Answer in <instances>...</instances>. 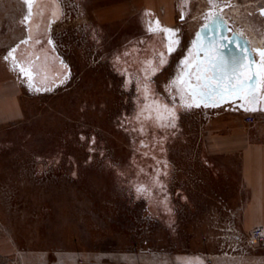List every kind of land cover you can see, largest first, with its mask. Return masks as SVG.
Segmentation results:
<instances>
[{
  "label": "rangeland",
  "instance_id": "rangeland-1",
  "mask_svg": "<svg viewBox=\"0 0 264 264\" xmlns=\"http://www.w3.org/2000/svg\"><path fill=\"white\" fill-rule=\"evenodd\" d=\"M52 1L50 67L29 47L13 58L29 8L0 0V79L20 100L0 123V264H264L237 178L205 147L235 97L185 108L172 84H195L199 48L223 37L258 67L264 0Z\"/></svg>",
  "mask_w": 264,
  "mask_h": 264
},
{
  "label": "crops",
  "instance_id": "crops-1",
  "mask_svg": "<svg viewBox=\"0 0 264 264\" xmlns=\"http://www.w3.org/2000/svg\"><path fill=\"white\" fill-rule=\"evenodd\" d=\"M153 11L156 13V9ZM1 80L0 123L17 117L20 103L17 93L7 90ZM254 114V123L246 121L247 112L242 110L213 118L207 125L205 139L211 163L239 182L245 229L264 228V111Z\"/></svg>",
  "mask_w": 264,
  "mask_h": 264
},
{
  "label": "snow or ice",
  "instance_id": "snow-or-ice-1",
  "mask_svg": "<svg viewBox=\"0 0 264 264\" xmlns=\"http://www.w3.org/2000/svg\"><path fill=\"white\" fill-rule=\"evenodd\" d=\"M25 4L29 8V15L25 18L27 21L31 16V6L33 0H24ZM212 17H209V24L211 23ZM157 27H152L150 25V31H156L159 22H156ZM205 27H209L208 24ZM164 31L169 33V51H173L174 48L172 45L178 44V40H172L171 37L175 35L174 30L164 29ZM223 39L227 40V37ZM199 44V34L197 41L194 42V47ZM227 47L225 44H220L215 49V55L213 57H208V50L200 47V51L205 52V56L208 57V66L201 68L197 67V74L195 75L196 83L193 84L190 80L185 81L183 78H178L177 80L172 81L173 85H183L180 87L181 99H183L185 92L187 91L192 97V103L184 102L185 108L200 107L201 105L208 106L206 103L208 100L213 99L214 95H219L221 100L228 97H240L247 100L248 97H251L253 101L256 99V93L259 90L261 80L260 77L264 76V51L260 52L261 55V64L257 67L255 62L250 60L247 55H242L239 58L233 56L231 61L222 54H219V49ZM237 47L240 46L237 44ZM212 48V45H209V49ZM247 52V49L243 50ZM12 56L10 52L5 59H8ZM161 63H164L162 60ZM187 64V60L184 61ZM203 64V61H201ZM21 71L24 75L31 78V73L23 68ZM212 71L213 75L209 76L207 73ZM250 73V74H249ZM254 77L256 79H254ZM39 91L40 89H35ZM48 90V89H45ZM215 106V105H213ZM242 107L244 105H241ZM166 108V106H164ZM246 111H255L256 108H245ZM171 112V110H169ZM174 115V113H172ZM142 190V189H141Z\"/></svg>",
  "mask_w": 264,
  "mask_h": 264
},
{
  "label": "flooded vegetation",
  "instance_id": "flooded-vegetation-1",
  "mask_svg": "<svg viewBox=\"0 0 264 264\" xmlns=\"http://www.w3.org/2000/svg\"><path fill=\"white\" fill-rule=\"evenodd\" d=\"M53 8L54 4L52 0H35L34 4L31 6L30 19L25 22L27 36L17 41L13 47L16 50L13 58L20 59L21 49L23 47H29L31 49L29 58H32V60L37 62L46 60L45 64L50 67L55 65V61L59 64L64 63L61 54H59L54 45V40L51 35L50 23L51 20L54 19L52 16L54 11ZM28 15H26L25 18L28 17ZM154 18L156 19V17ZM155 19L152 24L153 27H157L155 26L157 19L156 21ZM158 32H160V30ZM118 52L119 50L116 48L114 50L115 56ZM121 54L124 55L123 51H121ZM32 55L35 56L31 57Z\"/></svg>",
  "mask_w": 264,
  "mask_h": 264
},
{
  "label": "water",
  "instance_id": "water-1",
  "mask_svg": "<svg viewBox=\"0 0 264 264\" xmlns=\"http://www.w3.org/2000/svg\"><path fill=\"white\" fill-rule=\"evenodd\" d=\"M223 38L218 39L215 46L212 47L213 49H212L210 55H208V57H213L215 55V49L218 47V45L225 44V45H227V47L220 48L219 54H222L225 57H227L229 59V61H231L233 56L239 58L242 55H247L250 60L255 62L250 51L242 44V42L240 40H236V39L231 38V37H227L228 38L227 40H225ZM237 44L240 46L239 48L237 47ZM244 49H247V52H244L243 51ZM208 57H206L207 60H208ZM259 64H260V58H259ZM255 65H256V62H255ZM209 72H210L209 76H212L213 75L212 71H209ZM261 78L264 79V76H262ZM254 79H256V78L254 77ZM262 84H263V82H261L260 86H262ZM260 88L261 87H259L258 92L255 94L256 95L255 101H253L251 97H248L247 100L242 99L240 97H235L232 110H234V111L242 110L245 112L264 111V89H260ZM241 105H244V106L242 107ZM253 107L256 108L257 110H255V111H250V110L246 111L245 110V108H253Z\"/></svg>",
  "mask_w": 264,
  "mask_h": 264
},
{
  "label": "built area",
  "instance_id": "built-area-1",
  "mask_svg": "<svg viewBox=\"0 0 264 264\" xmlns=\"http://www.w3.org/2000/svg\"><path fill=\"white\" fill-rule=\"evenodd\" d=\"M233 109V107H232ZM257 117L256 115L254 114V112H247V115H246V121L248 123H254L256 121ZM253 235L256 236V237H263L264 235V228L259 226L257 227L254 232H253Z\"/></svg>",
  "mask_w": 264,
  "mask_h": 264
},
{
  "label": "bare ground",
  "instance_id": "bare-ground-1",
  "mask_svg": "<svg viewBox=\"0 0 264 264\" xmlns=\"http://www.w3.org/2000/svg\"><path fill=\"white\" fill-rule=\"evenodd\" d=\"M163 11H164V8H163ZM216 34H217V33H216ZM228 35H229V34H228ZM231 38H232V37H231ZM237 38H238V37H237ZM239 38H240V37H239ZM239 38H238V39H239ZM234 39H235V38H234ZM241 41H242V40H241ZM243 44H244V43H243ZM246 46H247V45H246ZM260 47H261V46H260ZM261 51H264V46H262V48L257 52V55H258L257 57L260 58V64H261V62H262V61H261V55H260V52H261ZM251 52H252V51H251ZM252 55H253V53H252ZM257 61H258V60H257ZM256 63H257V62H256ZM260 64H259V65H260ZM261 87H262V89H264V82H263V84H262ZM14 104H16V103H14Z\"/></svg>",
  "mask_w": 264,
  "mask_h": 264
}]
</instances>
